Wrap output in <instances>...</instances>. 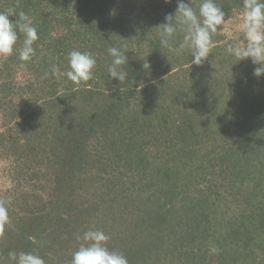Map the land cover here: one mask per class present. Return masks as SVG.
Masks as SVG:
<instances>
[{"label": "trees", "instance_id": "trees-1", "mask_svg": "<svg viewBox=\"0 0 264 264\" xmlns=\"http://www.w3.org/2000/svg\"><path fill=\"white\" fill-rule=\"evenodd\" d=\"M190 2L198 10L202 0ZM243 2L216 0L225 17ZM176 7L0 0V11L26 13L39 37L30 61L18 59V29L13 54L0 57V109L10 121L0 142L12 157L10 182H0L9 201L0 264H12L11 251L71 264L88 230L107 234L128 264H264V74L227 54L237 45L219 30L200 65L187 49L162 48L157 26ZM124 45L120 83L109 77L107 49ZM72 50L97 61L79 85L64 75ZM53 66L58 74L42 79ZM17 68L34 78L20 85Z\"/></svg>", "mask_w": 264, "mask_h": 264}, {"label": "clouds", "instance_id": "clouds-1", "mask_svg": "<svg viewBox=\"0 0 264 264\" xmlns=\"http://www.w3.org/2000/svg\"><path fill=\"white\" fill-rule=\"evenodd\" d=\"M164 2L169 3L170 0ZM11 15L18 16L14 23L9 20ZM164 21L157 26L160 46L177 56L187 49L193 58L191 64L195 65H200L207 59L214 47L213 35L226 24L225 12L216 0H202L198 10L193 8L190 0L188 3L177 0L175 12L166 14ZM17 29L23 34L18 59L23 62L30 61L35 55L33 44L39 37L31 18L23 11H0V56L8 57L13 54L18 40ZM241 30L245 43L237 46L229 43L225 51L235 57L236 62L251 58L253 64L259 65L253 71L254 76L259 77L264 74V0H244ZM179 34H182V39L177 41ZM126 49V45L107 49L108 55L112 57L108 67L109 77L117 79L120 83L125 82L127 78L124 67L127 63ZM96 63L91 53L72 50L68 54L69 70L64 75L73 84L79 85L93 78ZM149 67L148 63L143 64L144 69ZM58 72L59 69L53 66L50 73L43 74L42 79H47L49 75L55 76ZM8 203V200L0 199V234L9 221L6 206ZM82 239L85 243L73 252L71 264H128L123 253L110 250L106 246L110 237L102 230H88L84 232ZM211 251L217 253L219 250L213 247ZM8 258L12 264H45L42 257L31 252L11 251Z\"/></svg>", "mask_w": 264, "mask_h": 264}, {"label": "rangeland", "instance_id": "rangeland-1", "mask_svg": "<svg viewBox=\"0 0 264 264\" xmlns=\"http://www.w3.org/2000/svg\"><path fill=\"white\" fill-rule=\"evenodd\" d=\"M225 19H226V24L219 29L220 34H222V36H226V39L232 38L236 45L243 44L245 42L244 34L243 31L241 30V26L243 22V10L242 9L235 10L229 15V17H225ZM0 57L2 58L3 56ZM14 77H15L14 80L17 81L20 85L24 84L26 79L34 78V76L27 74V72L23 68H20V70H18L17 68L14 71ZM9 122L10 121H8L4 117V114L0 109V133L6 130V128L9 126L8 124ZM10 124L14 126L13 123ZM5 146H8L7 143L0 142V182L1 179H3L2 181H5V183H9L10 181L6 176V169H8V166L12 161V157H10V155L5 151ZM4 189L5 188L1 190Z\"/></svg>", "mask_w": 264, "mask_h": 264}]
</instances>
